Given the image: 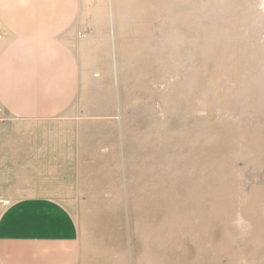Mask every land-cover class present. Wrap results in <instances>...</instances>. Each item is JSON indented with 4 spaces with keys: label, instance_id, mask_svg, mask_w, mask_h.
Segmentation results:
<instances>
[{
    "label": "rangeland",
    "instance_id": "1",
    "mask_svg": "<svg viewBox=\"0 0 264 264\" xmlns=\"http://www.w3.org/2000/svg\"><path fill=\"white\" fill-rule=\"evenodd\" d=\"M46 1L1 7L60 62L49 117L0 104V211L57 203L64 264H264V0Z\"/></svg>",
    "mask_w": 264,
    "mask_h": 264
},
{
    "label": "crops",
    "instance_id": "2",
    "mask_svg": "<svg viewBox=\"0 0 264 264\" xmlns=\"http://www.w3.org/2000/svg\"><path fill=\"white\" fill-rule=\"evenodd\" d=\"M6 1L16 3L17 0H0V12L2 3L6 4ZM42 36L37 35L40 38ZM33 48L27 41L6 43L0 39V104L18 119L44 118L51 113L49 107L43 104L51 101L43 97L46 94L44 88L47 90L45 80L48 69L45 68H48L49 62H60L59 56L49 57L51 54L48 52L38 54ZM61 71L63 81L61 85L58 84L57 91L61 86L64 93V70ZM52 85L49 84V87ZM52 111L54 113L56 109ZM47 199V195L35 196V201L26 208L11 206L0 211V264L65 263V260L60 262L59 253L50 254V244L60 241L51 236L49 217L51 214H60L61 210L55 207L57 203Z\"/></svg>",
    "mask_w": 264,
    "mask_h": 264
},
{
    "label": "bare ground",
    "instance_id": "3",
    "mask_svg": "<svg viewBox=\"0 0 264 264\" xmlns=\"http://www.w3.org/2000/svg\"><path fill=\"white\" fill-rule=\"evenodd\" d=\"M2 1H3V0H2ZM31 1H32V0H31ZM45 1H46V0H45ZM47 1H49V0H47ZM47 1H46V2H47ZM35 3H36V2H35ZM53 3H54V2H53ZM53 3H52V4H53ZM2 4H4V2H3ZM13 4H14V3H13ZM47 4H48V3H47ZM47 4H46V5H47ZM52 4L49 3V5H50L51 8H52V6L54 5V4H53V5H52ZM6 5L8 6V3L5 4V7H6ZM39 5H40V4H39ZM46 5H45V6H46ZM5 7H4V8H5ZM25 7H26V6H25ZM25 7H24V8H25ZM42 7H43V6H42ZM4 8H3V10H4ZM15 8H16V7H15ZM35 8H36V6H35ZM8 9H9V8H8ZM5 10H6V9H5ZM25 10H26V9H25ZM38 10H39V9H38ZM48 10H49V9H47V11H48ZM8 11L10 12V10H8ZM22 11L24 12V10H22ZM9 12H7V13L10 14ZM15 13H16V12H15ZM43 13H44V12H43ZM24 14H25V13H24ZM28 14H29V13H28ZM37 14H38V12H37ZM38 15H39V14H38ZM26 16H28V15H26ZM7 17H8V16H7ZM46 17H47V16H46ZM8 20L10 21V23H12V22H11V21H12L11 18H9V19L7 18V21H8ZM0 68H2V66H1ZM2 71H3V70H2ZM0 75H2V74H0ZM2 78H3V76H2ZM2 81H3V79H2Z\"/></svg>",
    "mask_w": 264,
    "mask_h": 264
}]
</instances>
